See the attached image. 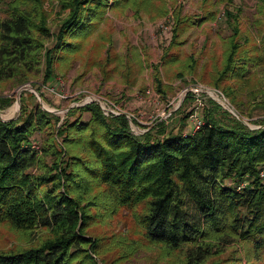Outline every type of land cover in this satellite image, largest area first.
<instances>
[{
    "label": "trees",
    "instance_id": "16d2710c",
    "mask_svg": "<svg viewBox=\"0 0 264 264\" xmlns=\"http://www.w3.org/2000/svg\"><path fill=\"white\" fill-rule=\"evenodd\" d=\"M132 1L62 0L69 12L52 32L38 6L12 1L0 19V81L28 80L37 71L45 37L51 41L43 54L42 82L50 81L59 62L98 30L109 7ZM226 14L234 38L216 85L228 73L243 74L239 19L236 12ZM178 34V26L171 29L161 56L167 64L178 59H169L168 51ZM188 66L196 74L197 60ZM155 82L160 83L158 76ZM9 101L0 98V109ZM68 113L57 125L58 117L34 102L21 104L16 117L0 118V223L24 232L49 231L35 246L0 250V264H98L96 257L103 259L98 239L86 231L93 213L84 204L95 189L93 198L104 209L133 214L144 243L185 248L186 264H206L234 240L247 242L256 258L264 259V118L251 128L231 115L206 114L187 131L185 115L176 129H166L162 121L135 135L124 115L106 117L97 103Z\"/></svg>",
    "mask_w": 264,
    "mask_h": 264
},
{
    "label": "rangeland",
    "instance_id": "374dc122",
    "mask_svg": "<svg viewBox=\"0 0 264 264\" xmlns=\"http://www.w3.org/2000/svg\"><path fill=\"white\" fill-rule=\"evenodd\" d=\"M12 1L0 0V19ZM22 1L38 6L49 32L69 12L68 7L61 6L62 0ZM228 10L236 12L239 19L237 58L243 74L231 78L228 73L216 85L234 38L226 21ZM185 18L189 22L175 24ZM177 26V44L168 51L169 59L175 55L178 59L167 64L161 56L171 29ZM50 41V37L41 40L38 63L34 64L37 71L28 80L0 81V98L10 99L0 109L1 119L16 117L21 104L29 107L38 102L41 109L58 117V125L71 107L96 103L86 99L90 95H101L118 105L121 115L129 116V129L135 135L162 121L166 129H176L178 126H174L182 123L185 115L187 131L193 128V118L203 120L206 114L221 118L231 115L251 128L259 127L256 122L264 118V0H133L128 5L111 6L98 30L82 39V49L60 61L51 80L44 83L43 54ZM193 59L198 63L196 74L188 66ZM197 86L203 91H195ZM209 90L225 99L230 108ZM82 116L87 118L89 114L84 112ZM42 135L37 137L41 139ZM34 141L40 144V140ZM97 192L95 189L87 196L84 204L93 213L86 231L98 239L103 258L96 257L98 264H186L185 248L169 250L163 244L144 243L133 214L104 209L99 199L93 198ZM48 235L43 228L24 232L0 223V250L35 246ZM218 259L264 264V259L258 260L250 244L242 240L225 245L206 264Z\"/></svg>",
    "mask_w": 264,
    "mask_h": 264
},
{
    "label": "built area",
    "instance_id": "2783aa9c",
    "mask_svg": "<svg viewBox=\"0 0 264 264\" xmlns=\"http://www.w3.org/2000/svg\"><path fill=\"white\" fill-rule=\"evenodd\" d=\"M199 90L203 91L202 86H197L196 87L195 91H199ZM205 91L208 92V90H205ZM86 99L90 100V101H96V103L98 104L101 112L106 117H110V116L113 117V116H118V115L122 114L121 113V109L119 108L118 105L114 104L110 100H106L101 95H90ZM219 101L222 104L225 102L228 105V107L230 108L229 103L225 99L219 97ZM126 117H129V116L126 115ZM192 121H193V127L194 128H197L202 123V120L199 119L198 117L193 118ZM242 186H243V184L241 183V184H239L238 188H240Z\"/></svg>",
    "mask_w": 264,
    "mask_h": 264
},
{
    "label": "bare ground",
    "instance_id": "6f19581e",
    "mask_svg": "<svg viewBox=\"0 0 264 264\" xmlns=\"http://www.w3.org/2000/svg\"><path fill=\"white\" fill-rule=\"evenodd\" d=\"M209 94L219 99V96L215 92L209 91Z\"/></svg>",
    "mask_w": 264,
    "mask_h": 264
},
{
    "label": "water",
    "instance_id": "95a60500",
    "mask_svg": "<svg viewBox=\"0 0 264 264\" xmlns=\"http://www.w3.org/2000/svg\"><path fill=\"white\" fill-rule=\"evenodd\" d=\"M179 104H180V102H179ZM179 104H178V105H179ZM9 119H10V118H9ZM2 120H7V119H2ZM241 121H242V120H241ZM242 122H244V121H242ZM244 123H245V122H244ZM245 124H247V123H245Z\"/></svg>",
    "mask_w": 264,
    "mask_h": 264
}]
</instances>
